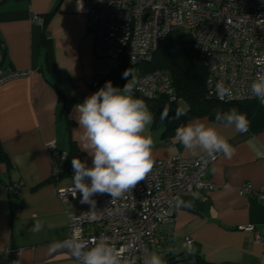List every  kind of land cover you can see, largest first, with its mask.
Here are the masks:
<instances>
[{"label": "crops", "instance_id": "1", "mask_svg": "<svg viewBox=\"0 0 264 264\" xmlns=\"http://www.w3.org/2000/svg\"><path fill=\"white\" fill-rule=\"evenodd\" d=\"M85 7L78 0L0 2L3 66L31 71L28 77L0 86V142L12 163L9 168L0 163V264H7L8 246L21 249L20 264H77L65 245L69 212L90 204L80 202L81 194L63 203L58 194L59 188L72 186L73 158L91 166L74 109L107 81L120 87L118 71L98 75ZM34 15L44 22H33ZM131 68L126 71L132 76L129 83L137 76V69L134 74ZM180 107L185 109V103ZM153 121L146 134L155 141L154 159L203 154L186 150L174 142V136L164 138L163 128ZM191 121L215 124L206 115ZM217 127L229 138L235 155L227 159L221 154L210 166L214 190L195 199L192 193H184L181 200H191L194 206H181L174 220L161 226L147 254L159 253L166 264H264V202L240 193L244 184L264 191V129L236 133L233 128ZM52 141L57 150L67 153L59 159L58 177L47 148ZM12 184H20L18 194H10ZM105 196L96 194L93 199ZM248 224L262 235L261 241L255 240L253 232L238 229ZM187 237L192 239L190 246ZM53 244L61 247L52 251ZM189 248L195 251L190 254Z\"/></svg>", "mask_w": 264, "mask_h": 264}, {"label": "built area", "instance_id": "2", "mask_svg": "<svg viewBox=\"0 0 264 264\" xmlns=\"http://www.w3.org/2000/svg\"><path fill=\"white\" fill-rule=\"evenodd\" d=\"M2 0H0L1 2ZM86 4L88 26L94 37L98 75L118 71L123 63L136 66L151 61L155 51L175 31L185 30L194 37V47L208 69L206 91L221 102L258 100L251 92V83L264 73V0H78ZM33 22L43 23L34 15ZM4 44L0 42V86L28 77L30 70L3 66ZM229 90V94L221 91ZM134 89L141 96L154 98L165 95L177 104L182 102L175 93L170 76L160 70L140 74L134 79ZM82 103V102H81ZM53 174L61 173L59 159L67 153L49 142ZM215 159L201 154L185 158L179 154L154 159L152 171L143 181L121 198L112 201L110 195L76 212H69L70 240L80 233L90 245L107 238L125 258L143 264L145 255L157 241L158 231L171 223L181 206L174 198L184 193L214 190L210 166ZM74 174V171H73ZM20 184L8 187L11 195L19 193ZM72 186L59 188L63 203L76 199ZM242 195H250L264 202V191L251 184L240 188ZM95 215L96 219H92ZM253 232L256 241L262 235L253 224L239 226ZM190 246L192 239L187 237ZM21 249L8 246L4 250L7 264H20Z\"/></svg>", "mask_w": 264, "mask_h": 264}, {"label": "clouds", "instance_id": "3", "mask_svg": "<svg viewBox=\"0 0 264 264\" xmlns=\"http://www.w3.org/2000/svg\"><path fill=\"white\" fill-rule=\"evenodd\" d=\"M128 72L124 73L127 78ZM133 83L123 88L114 87L107 81L98 91L75 106V119L81 133L83 150L91 157L87 161L73 158L72 195L81 194V203L95 207L93 196L108 194L112 201L131 191L152 171L154 167L153 148L155 141L146 134L153 121V115L146 102L133 94ZM251 92L264 105V73L258 74L251 83ZM229 94L226 88L221 89ZM183 115L178 112L177 117ZM217 125L233 128L236 133L246 132L249 126L247 116L235 107L228 111H217L215 124L201 121L185 123L175 130L174 142L193 153L200 152L215 159L217 154L231 159L235 148L229 138L223 135ZM198 194L194 193L195 199ZM177 206L193 207V202L174 198ZM92 219H96L93 215ZM40 225H35L39 231ZM77 264H134L125 258L123 249H117L107 238L91 245L80 233L65 242ZM61 245L53 244L52 251ZM171 251V250H170ZM193 253V248L188 249ZM143 264H166L157 252L146 254Z\"/></svg>", "mask_w": 264, "mask_h": 264}, {"label": "trees", "instance_id": "4", "mask_svg": "<svg viewBox=\"0 0 264 264\" xmlns=\"http://www.w3.org/2000/svg\"><path fill=\"white\" fill-rule=\"evenodd\" d=\"M47 50L48 60H50V49ZM129 67L127 63H123L119 68L118 86L124 87L132 77L130 75L127 78L124 77V73ZM136 67L137 75L157 70L167 73L172 80L176 96L182 99L186 105V108L182 109L165 95L154 98L143 97L133 87L134 95L142 98L153 112V123L163 128L164 138L174 136L177 127L188 123L193 118L206 115L215 120L217 111L225 112L233 107L247 116L250 131L264 129V121H262L264 105H261L259 100L221 102L208 96L206 91L208 69L204 59L194 47L193 35L188 31L172 32L155 51L151 61L139 63ZM132 83L134 84V80ZM178 112L183 115L177 117ZM0 163L5 164L8 168L12 167L11 160L4 151L1 142ZM189 257L198 258L193 255H189Z\"/></svg>", "mask_w": 264, "mask_h": 264}, {"label": "rangeland", "instance_id": "5", "mask_svg": "<svg viewBox=\"0 0 264 264\" xmlns=\"http://www.w3.org/2000/svg\"><path fill=\"white\" fill-rule=\"evenodd\" d=\"M131 69H132V72L135 74V70L137 69V67L136 66H132ZM178 105L183 106V102H180Z\"/></svg>", "mask_w": 264, "mask_h": 264}]
</instances>
